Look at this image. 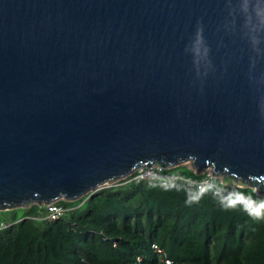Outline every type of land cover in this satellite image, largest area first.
I'll return each instance as SVG.
<instances>
[{
	"label": "water",
	"instance_id": "95a60500",
	"mask_svg": "<svg viewBox=\"0 0 264 264\" xmlns=\"http://www.w3.org/2000/svg\"><path fill=\"white\" fill-rule=\"evenodd\" d=\"M188 158L264 193V0H0V210Z\"/></svg>",
	"mask_w": 264,
	"mask_h": 264
},
{
	"label": "trees",
	"instance_id": "16d2710c",
	"mask_svg": "<svg viewBox=\"0 0 264 264\" xmlns=\"http://www.w3.org/2000/svg\"><path fill=\"white\" fill-rule=\"evenodd\" d=\"M259 200L252 187L186 165L134 171L59 200L58 219L43 204L0 210V264H162L153 243L177 264H264Z\"/></svg>",
	"mask_w": 264,
	"mask_h": 264
},
{
	"label": "built area",
	"instance_id": "2783aa9c",
	"mask_svg": "<svg viewBox=\"0 0 264 264\" xmlns=\"http://www.w3.org/2000/svg\"><path fill=\"white\" fill-rule=\"evenodd\" d=\"M161 169L160 166L158 165H151V166H145L142 167L136 171L140 172V176L141 177H146L147 175H150L151 173L154 172V169ZM166 179L168 181L172 180V176L171 175H166ZM207 182V179L203 180L202 182L199 183V186H202L203 183ZM259 191L256 192L257 195H259L260 200L257 203L258 207H260L263 211H264V193ZM38 205H42V204H38ZM46 208V212H45V217H47L48 219L54 220V219H58L62 216H64L67 212V208L64 207L63 205L59 204L58 201H51L48 202L46 204H43ZM5 223L2 222L1 226H4ZM152 248L154 249V251L156 253H158L161 256V263L162 264H177L172 258H170L166 251L161 248L158 244L153 243L152 244ZM141 257H138V260H140Z\"/></svg>",
	"mask_w": 264,
	"mask_h": 264
},
{
	"label": "rangeland",
	"instance_id": "374dc122",
	"mask_svg": "<svg viewBox=\"0 0 264 264\" xmlns=\"http://www.w3.org/2000/svg\"><path fill=\"white\" fill-rule=\"evenodd\" d=\"M178 165H186L187 167H189L190 169H192L193 171H195V172H197V173H203V172H206L210 177H217V178H219L220 181L223 182V183L226 181V177H225V175H224V174H220V173H215L211 165H208V166H206L205 168L199 170L196 166L193 165L192 160H191V159H188V160L183 161V162H179V163H175V164H170L168 167H169V168H172V167H174V166H178ZM129 175H130V174H129ZM127 176H128V175H127ZM121 179H124V177H123V178H119V179H114V180H108V181H106V182H104V183L98 185L96 188H99V187H101V186H103V185H110V184H112V183H114V182H118V181H120ZM226 182H227V181H226ZM231 184H232V183H231ZM93 190H94V189H91L90 191H88V192H86V193H83V194L80 195L79 197H81V196H83V195H85V194H87V193H89V192H91V191H93ZM253 190H254V189H253ZM258 193H260V192H258ZM79 197H78V198H79ZM59 200H71V199L66 198V197H59V198H57V199L54 200V201H59ZM33 204H46V202H31L28 206H31V205H33ZM23 206H24V205H23ZM23 206H22V207H23Z\"/></svg>",
	"mask_w": 264,
	"mask_h": 264
},
{
	"label": "bare ground",
	"instance_id": "6f19581e",
	"mask_svg": "<svg viewBox=\"0 0 264 264\" xmlns=\"http://www.w3.org/2000/svg\"><path fill=\"white\" fill-rule=\"evenodd\" d=\"M188 159H191L192 160V158H188ZM188 159H186V160H188ZM185 159L183 160V161H186ZM193 161V160H192ZM152 165H155V164H152ZM208 166V165H207ZM212 166V165H211ZM212 168H213V166H212ZM214 170V169H213ZM121 176H123V175H120V177ZM119 176H115V177H112V178H106V179H104L103 181H101L100 183L98 182L97 184H95L94 186H91V187H89V188H87L86 190H84L80 195H82L83 193H86V192H88V191H90L91 189H94L95 187H97L98 185H100V184H102V183H104V182H106V181H108V180H114L115 178H118ZM254 187V186H253ZM255 188V187H254ZM256 189V188H255ZM60 197H65V195H62V196H60ZM67 198V197H66ZM51 201V200H50Z\"/></svg>",
	"mask_w": 264,
	"mask_h": 264
}]
</instances>
